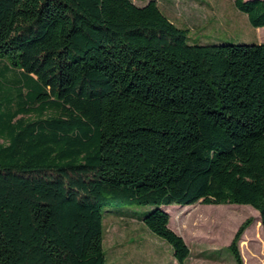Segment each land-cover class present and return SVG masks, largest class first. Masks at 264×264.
<instances>
[{"label": "trees", "instance_id": "16d2710c", "mask_svg": "<svg viewBox=\"0 0 264 264\" xmlns=\"http://www.w3.org/2000/svg\"><path fill=\"white\" fill-rule=\"evenodd\" d=\"M187 35L157 0H0V264H106L114 203L153 206L179 264L168 206H251L264 232V43Z\"/></svg>", "mask_w": 264, "mask_h": 264}, {"label": "rangeland", "instance_id": "374dc122", "mask_svg": "<svg viewBox=\"0 0 264 264\" xmlns=\"http://www.w3.org/2000/svg\"><path fill=\"white\" fill-rule=\"evenodd\" d=\"M132 1L142 6L150 0ZM157 2L165 16L187 30L190 45L264 43V27H252L247 15L236 8L235 0ZM152 210L153 206L124 203H114L105 209L106 264H179L172 247L144 224L143 218ZM166 212L170 216L169 227L184 239L190 250L185 264H236L229 246L247 221L251 224L238 241L243 262L264 264V232L260 215L253 207L199 202L185 207L171 205Z\"/></svg>", "mask_w": 264, "mask_h": 264}, {"label": "crops", "instance_id": "0c3cea01", "mask_svg": "<svg viewBox=\"0 0 264 264\" xmlns=\"http://www.w3.org/2000/svg\"><path fill=\"white\" fill-rule=\"evenodd\" d=\"M166 210V209H165Z\"/></svg>", "mask_w": 264, "mask_h": 264}]
</instances>
